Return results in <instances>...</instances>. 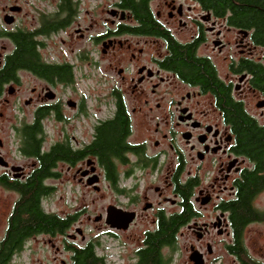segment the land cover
I'll return each mask as SVG.
<instances>
[{"label":"flooded vegetation","instance_id":"obj_1","mask_svg":"<svg viewBox=\"0 0 264 264\" xmlns=\"http://www.w3.org/2000/svg\"><path fill=\"white\" fill-rule=\"evenodd\" d=\"M44 1L52 9L40 8L30 25L18 17L27 14L24 5H10L13 24L4 30L31 33L45 63L68 66L72 80L65 81L58 72L46 77L21 67L0 99L7 102L8 94L32 105L19 118L39 124L46 135L42 150L60 141L79 153L73 160H57L52 179H61L65 167L73 171V179L97 190L106 184L109 200L95 220L110 238L125 239L128 264H139L148 235L162 227L174 233L172 243L159 246L169 264H241L229 205L254 163L240 148L224 97L264 126V87L255 82L253 70L264 65V45L250 29L233 24L228 15H216L200 0H143L142 15L123 0ZM50 14L55 21L51 30L43 23ZM60 32L61 52L50 59L42 50ZM9 41L13 52L16 42L13 37ZM185 47L193 59L211 67L212 85L189 75V64L178 55ZM5 53H0V63ZM80 80H90V87L80 89ZM120 114L126 119L124 146L119 154L102 157L90 145L99 128ZM49 133L56 137L46 143ZM4 144L0 138V176L26 179L37 166V156L18 147L26 161L17 162L2 149ZM109 164L114 171L106 169ZM263 191L252 199L261 216L243 226L246 250V229L264 221V207L255 203ZM184 196L189 217L177 224ZM187 234L195 242L179 246L178 236ZM262 237L259 231L255 238L260 255L249 254L259 264H264Z\"/></svg>","mask_w":264,"mask_h":264},{"label":"trees","instance_id":"obj_2","mask_svg":"<svg viewBox=\"0 0 264 264\" xmlns=\"http://www.w3.org/2000/svg\"><path fill=\"white\" fill-rule=\"evenodd\" d=\"M216 15H228L230 21L240 27L250 29L254 33L257 42L264 45V0H200ZM130 5L136 15H142L143 9L139 5L143 0H123ZM51 30L54 25L53 17L47 15L43 23ZM57 27V26H56ZM55 27V28H56ZM0 35L12 37L16 42V50L6 52L0 63V93L9 83L18 68H31L40 74L50 77L53 73H61L65 81L72 80L71 70L68 66H53L45 63L42 55L36 49V42L31 33L20 31L17 34L0 29ZM179 56H184L185 63L189 64L190 73L195 79L200 78L203 83L212 85L213 71L208 64L201 60H195L187 53L188 48H183ZM189 51V50H188ZM194 64V65H193ZM255 82L264 87V65L255 66ZM52 73V74H51ZM227 117L232 120L238 134L240 148L248 154L254 166L251 171H246L242 181L239 182L238 196L230 202L232 232L234 247L241 257V264H259L252 259L242 241L243 226L261 215L252 206L253 197L264 188V126L256 123L249 117L238 103L230 101L225 96ZM44 109H41L42 111ZM46 110V109H45ZM124 113L123 109L119 110ZM125 116L120 114L114 122L106 123L99 128V135L90 148L97 151L100 156L116 155L120 153L122 145L121 137L126 132ZM18 129L21 142L18 147L27 155H35L38 158L37 166L24 180L5 179L0 176V186L17 193L6 219V226L0 238V264H11L12 257L19 253L25 242L39 234L64 236L77 218L75 213H58L47 211L43 206V199L49 196L55 186L48 182L57 176L54 165L57 160H73L78 152L73 151L68 143L60 141L51 145V148L42 150L41 144L44 136L42 129L36 122L32 125L21 121L14 125ZM17 135V134H16ZM106 169L114 167L110 164ZM112 171V172H113ZM185 197V196H184ZM190 207L186 197L183 199L182 212L178 213L177 224L189 217ZM173 230L165 229L150 233L147 240V248L141 253L139 264H169L159 252V246L173 242ZM64 248L70 252L68 264H108L106 253H99L97 248L102 245L99 238L87 239L83 243L64 239ZM233 247V248H234ZM171 264V263H170Z\"/></svg>","mask_w":264,"mask_h":264},{"label":"rangeland","instance_id":"obj_3","mask_svg":"<svg viewBox=\"0 0 264 264\" xmlns=\"http://www.w3.org/2000/svg\"><path fill=\"white\" fill-rule=\"evenodd\" d=\"M16 2L23 4L27 10V14L22 13L18 17L25 19L29 25L30 22H35L36 12L40 8L45 10L52 9V7L47 6L44 0H0V29H11L13 20L6 22L4 17L5 14H13V11L8 8ZM59 34L52 36L48 40L49 45L42 50L43 55H46L50 59H57V56L61 52V32ZM10 49L11 44L9 39L0 35V53L7 52ZM65 57L69 58L67 55ZM78 86L82 90L85 88L88 89L90 87V80L86 81V83L80 80ZM27 94L28 91L24 95ZM5 96H9L7 102L3 103L0 99V138L5 142L4 148L2 149L8 150L17 162L26 161V159L19 156L17 150L19 138L16 136L14 125H19L23 121L19 117H24L23 114L25 116L28 115L32 110V105L22 102V98L18 101L14 96L8 94ZM55 137L56 135L53 136L49 133L46 143H49ZM61 171V179L55 178L48 180V182L53 183L55 188L49 196L43 199V206L47 211L58 213L77 212L76 220L64 236L53 235V239L50 240L46 234H39L28 239L23 249L12 257L11 264H67L70 259V252L64 248V239H73L78 243H83L87 239L94 237L99 238L102 242V245L97 248V251L99 253H106L108 264H128V258L126 256L127 250L124 243L125 239L119 238L115 240L114 238H110V236L104 233L103 228L98 227L99 225L104 227V225L99 224L95 220V215L99 212H104V206L109 200L106 184H100V189L97 190L90 184L81 183L77 179H73L71 177L73 171L68 172L65 167ZM16 198L17 193L15 191L0 186V238L6 226L8 213ZM255 203L264 207V191L256 197ZM254 228L258 229V232ZM259 231L263 233L262 240L259 242V244H262L264 243V221L249 225L245 231L247 250L252 256L260 255V249L255 242ZM72 235H74V238ZM212 235L215 238H221L214 230L212 231ZM195 239V236L192 234H187L184 237L178 236L179 246L184 242V244L188 243L190 240L195 242ZM184 253L182 255L183 259H185ZM176 258L179 259L180 254ZM62 260L65 263H62Z\"/></svg>","mask_w":264,"mask_h":264},{"label":"water","instance_id":"obj_4","mask_svg":"<svg viewBox=\"0 0 264 264\" xmlns=\"http://www.w3.org/2000/svg\"><path fill=\"white\" fill-rule=\"evenodd\" d=\"M11 9H13V8L11 7ZM4 19H5L6 22H10V21H12V15L11 14H7V15H5Z\"/></svg>","mask_w":264,"mask_h":264}]
</instances>
